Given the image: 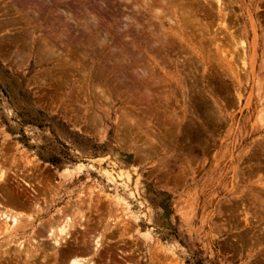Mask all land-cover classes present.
I'll use <instances>...</instances> for the list:
<instances>
[{"label": "rangeland", "instance_id": "1", "mask_svg": "<svg viewBox=\"0 0 264 264\" xmlns=\"http://www.w3.org/2000/svg\"><path fill=\"white\" fill-rule=\"evenodd\" d=\"M144 1L0 0L14 241L81 213L111 264H264V0Z\"/></svg>", "mask_w": 264, "mask_h": 264}, {"label": "bare ground", "instance_id": "2", "mask_svg": "<svg viewBox=\"0 0 264 264\" xmlns=\"http://www.w3.org/2000/svg\"><path fill=\"white\" fill-rule=\"evenodd\" d=\"M147 2H150L151 0H145ZM144 1V2H145ZM164 1V0H162ZM169 1V0H168ZM171 1V0H170ZM180 1V0H179ZM190 1V0H188ZM198 1V0H197ZM218 1V0H215ZM166 1H164L165 3ZM184 2V1H181ZM186 4L188 3L187 1H185ZM192 2V1H191ZM226 4V2H224ZM167 4V2H166ZM182 4V3H181ZM194 4V3H192ZM192 4L190 5V7L192 6ZM199 4V3H198ZM217 4V3H216ZM219 4V3H218ZM183 5V4H182ZM188 5V4H187ZM214 5V4H212ZM164 6V5H163ZM184 6V5H183ZM226 6V5H225ZM189 7V8H190ZM196 7V6H194ZM222 5L220 6V9ZM120 8V7H119ZM188 8V7H187ZM186 7L184 9L187 10V13L190 9H187ZM219 9V8H218ZM226 9V8H225ZM184 10V11H186ZM224 11V10H222ZM173 13V12H172ZM171 13V14H172ZM190 13V12H189ZM192 14V13H191ZM230 14V13H229ZM128 15V14H126ZM159 15V14H158ZM133 16V15H132ZM190 16V15H189ZM188 17V16H187ZM190 19V18H189ZM135 19H133L134 21ZM143 20V19H142ZM220 20V19H219ZM226 20V19H225ZM252 21V20H251ZM136 22V21H134ZM146 22V21H145ZM174 22V21H173ZM172 22V23H173ZM239 23V22H238ZM254 23V22H253ZM221 24V23H220ZM228 24V23H227ZM139 25V24H138ZM230 25V24H229ZM151 26V25H150ZM226 26V24H225ZM147 27V26H146ZM220 27V26H219ZM231 27V26H230ZM150 28V27H149ZM229 27H225V29H227ZM143 30V29H142ZM200 30V29H199ZM228 30V29H227ZM141 31V30H140ZM230 31V29H229ZM227 31V32H229ZM235 32V31H234ZM232 32V33H234ZM146 33V32H145ZM205 33V32H204ZM160 34V33H159ZM228 34V33H227ZM157 35V34H156ZM219 36V35H218ZM231 37V36H230ZM233 37V36H232ZM206 38V37H205ZM165 40V39H164ZM218 40V39H217ZM166 41V40H165ZM167 43V42H166ZM190 44V43H189ZM169 45V44H168ZM152 46V45H151ZM172 47V46H171ZM194 47V46H193ZM141 49V48H140ZM195 52V51H194ZM199 53V52H198ZM233 53V52H232ZM140 55V54H139ZM194 55V54H193ZM239 55V54H238ZM198 56V55H197ZM232 56V55H231ZM165 58V57H164ZM246 59V58H245ZM233 60V59H232ZM154 62V61H153ZM233 62V61H232ZM219 64V63H218ZM235 68V67H234ZM228 69V68H227ZM229 70V69H228ZM238 70V68H237ZM233 71V70H231ZM236 71V70H234ZM233 71V72H234ZM240 71V69H239ZM232 72V73H233ZM254 72V71H253ZM236 74V73H235ZM140 76V75H139ZM257 76V75H256ZM251 77V76H250ZM153 79V78H152ZM155 81V80H154ZM258 84V83H256ZM259 85V84H258ZM260 88L258 86V92H259ZM149 92V91H148ZM256 92V91H255ZM240 93V92H239ZM150 94V92H149ZM252 95V94H251ZM150 96V95H149ZM248 102V101H247ZM250 103V102H249ZM248 106V103L247 105ZM260 114V113H259ZM259 118V117H258ZM260 120V119H259ZM181 123V122H180ZM261 147V146H260ZM264 149V148H263ZM248 161V160H247ZM261 168V167H260ZM2 170V169H1ZM258 173V172H257ZM15 174V173H14ZM6 173L4 171L0 172V187L4 186H8V182L6 179ZM15 177V176H14ZM13 179V177H12ZM17 179V178H16ZM264 179V178H263ZM15 181V180H14ZM19 181V180H18ZM21 181L24 183V185L30 189V196L29 197H33V198H37L38 195V191L34 185L29 184L28 182H26L24 179L21 178ZM11 182V181H10ZM258 182V181H257ZM262 184V182H261ZM23 186V185H22ZM16 187V186H15ZM24 188V187H23ZM26 188V189H27ZM264 188V187H263ZM20 189V188H19ZM3 190H6L5 187H3ZM25 190V189H24ZM42 190V189H41ZM264 190V189H263ZM21 191V190H20ZM23 191V190H22ZM8 192V191H7ZM19 192V191H18ZM29 192V191H28ZM263 192V191H262ZM256 193V190H255ZM23 194V193H22ZM258 194L257 196H259V199H262V197L260 198V194L261 193H256ZM21 197V195H19ZM261 196H263L261 194ZM264 198V197H263ZM38 199V198H37ZM17 200V196L14 192H8L5 193L2 192L0 190V222H4L3 223V227L0 228V234L1 232H3V230L5 231L4 233H6L8 235L9 238H11L10 240H8L5 243L0 244V264H2L3 261L6 262V264H10V261L12 260H6L5 258H11L14 255H19V257L23 256V259L21 260L22 264H34L33 262L36 260L37 256H43L40 253L44 252L46 253L43 257V262L45 260H48L51 254V257L53 258V263L50 264H62V261H66V264H111V262H109L108 260H105V258L103 257V252L106 251V249L108 248L107 244H105L103 242V237H105L107 235V233L109 234H113V232H111V228L108 227L106 229H104L103 233L101 232L98 236L96 235V237H94L93 239H91L90 235V241L91 243H88L87 239H83V240H79V232L78 229L80 230H88L86 229L84 222L86 220H84V214L82 215L80 213V219L79 221H74V218L72 217H66V219L63 221L62 224L59 225H55L53 224H42L41 225V230L45 232L46 234V240L44 241L43 239L37 240L34 239L33 237H31L32 239L28 241V243H24L23 242H15L14 238L18 237L17 236V228L18 225L20 223V215H14L12 213V211L14 210H18L15 202ZM39 200V199H38ZM262 202L264 203V200H262ZM35 204V203H34ZM259 204V203H258ZM237 205V204H236ZM262 205V203H261ZM27 206V205H26ZM22 207V206H21ZM20 208V207H18ZM33 208V212L40 214L44 209L41 208V205H39V203L35 204L32 206ZM262 209V208H261ZM24 210V209H21ZM73 213V212H72ZM27 215V214H25ZM22 216V215H21ZM31 216V215H30ZM74 216V215H73ZM32 218V217H31ZM30 219V218H28ZM61 220V219H60ZM28 221V220H27ZM25 221V222H27ZM21 229V228H20ZM27 230V228H26ZM25 230V231H26ZM255 230V229H254ZM22 231V230H21ZM85 231V233H86ZM98 231V230H97ZM85 235V234H84ZM83 235V236H84ZM45 236V235H44ZM87 237V236H86ZM85 237V238H86ZM89 240V239H88ZM34 242V243H33ZM14 243L15 245H17L15 247V253H10L9 249L11 247V244ZM44 243H48L49 245V250L50 252H45V247H44ZM14 250V249H13ZM121 252V251H120ZM50 253V254H49ZM40 258V257H39ZM122 260V257H119ZM110 260V259H109ZM14 261V260H13ZM16 261V260H15ZM39 261V260H38ZM104 261V262H103ZM125 262H127L125 260ZM12 264V263H11ZM15 264H20L19 260L18 262H15ZM128 264V263H127Z\"/></svg>", "mask_w": 264, "mask_h": 264}, {"label": "flooded vegetation", "instance_id": "3", "mask_svg": "<svg viewBox=\"0 0 264 264\" xmlns=\"http://www.w3.org/2000/svg\"><path fill=\"white\" fill-rule=\"evenodd\" d=\"M111 263H113V262L111 261Z\"/></svg>", "mask_w": 264, "mask_h": 264}]
</instances>
